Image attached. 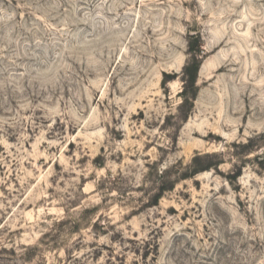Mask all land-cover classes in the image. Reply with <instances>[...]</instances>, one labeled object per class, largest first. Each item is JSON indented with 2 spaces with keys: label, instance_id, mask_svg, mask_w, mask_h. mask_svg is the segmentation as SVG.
Returning <instances> with one entry per match:
<instances>
[{
  "label": "rangeland",
  "instance_id": "1",
  "mask_svg": "<svg viewBox=\"0 0 264 264\" xmlns=\"http://www.w3.org/2000/svg\"><path fill=\"white\" fill-rule=\"evenodd\" d=\"M0 264H264V0H0Z\"/></svg>",
  "mask_w": 264,
  "mask_h": 264
}]
</instances>
